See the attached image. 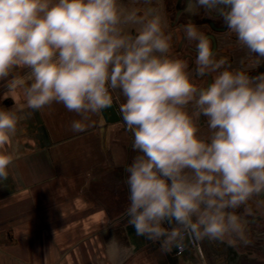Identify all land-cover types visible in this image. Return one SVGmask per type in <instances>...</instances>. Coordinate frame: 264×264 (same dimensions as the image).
Instances as JSON below:
<instances>
[{
    "label": "clouds",
    "instance_id": "1",
    "mask_svg": "<svg viewBox=\"0 0 264 264\" xmlns=\"http://www.w3.org/2000/svg\"><path fill=\"white\" fill-rule=\"evenodd\" d=\"M135 3L0 0V87L25 101L0 110V149L20 121L53 102L78 114L71 129L83 132L118 91L137 153L125 167L127 225L164 252L182 249L186 239L248 246L249 225L264 213V72L250 76L217 59L212 38L188 20L181 28L196 42L190 70L168 55L163 0ZM189 3L193 14L220 18L256 68L264 64V0ZM17 67L26 75H13ZM212 73L206 86L193 82ZM201 116L208 135L200 134ZM13 162L0 153V183ZM107 251L114 264L130 254L115 238Z\"/></svg>",
    "mask_w": 264,
    "mask_h": 264
},
{
    "label": "crops",
    "instance_id": "2",
    "mask_svg": "<svg viewBox=\"0 0 264 264\" xmlns=\"http://www.w3.org/2000/svg\"><path fill=\"white\" fill-rule=\"evenodd\" d=\"M27 71L17 67L12 74ZM5 92L0 87V110L25 103L21 93ZM111 94L119 112L124 97L118 91ZM118 116L107 121L102 111L90 114L86 130L74 132L71 123L81 117L53 102L18 123L16 135L0 149L14 156L9 179L0 183V264H114L107 251L113 238L130 249L115 264L235 260L238 244L197 240V245L172 255L127 225L125 167L137 153L131 148L133 134L120 112ZM224 247L226 251L220 249Z\"/></svg>",
    "mask_w": 264,
    "mask_h": 264
},
{
    "label": "flooded vegetation",
    "instance_id": "3",
    "mask_svg": "<svg viewBox=\"0 0 264 264\" xmlns=\"http://www.w3.org/2000/svg\"><path fill=\"white\" fill-rule=\"evenodd\" d=\"M136 1L139 2H136L134 6L141 8L145 6L143 0ZM163 2V15L167 20L166 34H171L169 57L184 60L190 70L195 68L196 42L186 40L181 28L182 24L191 20L200 31L212 38L217 59L226 57L233 68L243 67L249 71L250 76L264 72V64L257 68L254 66L255 56L249 54L245 48L237 43L235 34L226 28L220 18L214 17V14L210 15L204 9H200L198 14H193L189 0H163ZM127 4H132V0H128ZM133 34L135 33L133 32ZM242 59L244 61L243 64L240 63ZM215 75V73H212L208 77H197L193 82L198 86H206L207 81H210ZM199 123L201 126L200 134L208 135L203 116L200 117ZM252 207L255 210V205H252ZM239 211H243V209ZM249 229V239L252 243L248 246L238 244L235 248L236 258L232 262L230 261L229 264H264V213L258 212L256 221L250 223ZM194 241V244L197 245V240ZM226 248L220 249L226 251ZM184 250L185 248H182L178 251L181 253Z\"/></svg>",
    "mask_w": 264,
    "mask_h": 264
},
{
    "label": "water",
    "instance_id": "4",
    "mask_svg": "<svg viewBox=\"0 0 264 264\" xmlns=\"http://www.w3.org/2000/svg\"><path fill=\"white\" fill-rule=\"evenodd\" d=\"M102 114L107 121L119 120V116H118L119 112L117 110V107L113 103V101H112V106L110 108L102 110ZM165 227H168V225H165ZM193 240H195V239H193ZM190 243H191V239H186L185 245H190ZM178 250L179 249L173 248L171 251H169V253H172V255L178 254V253H180Z\"/></svg>",
    "mask_w": 264,
    "mask_h": 264
},
{
    "label": "rangeland",
    "instance_id": "5",
    "mask_svg": "<svg viewBox=\"0 0 264 264\" xmlns=\"http://www.w3.org/2000/svg\"><path fill=\"white\" fill-rule=\"evenodd\" d=\"M165 225H166V224H165ZM165 225H164V226H165ZM186 246H187V245H185L183 248H185Z\"/></svg>",
    "mask_w": 264,
    "mask_h": 264
}]
</instances>
